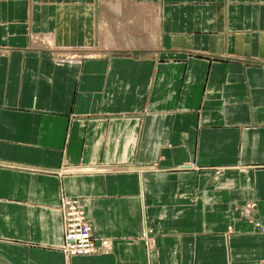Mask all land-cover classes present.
I'll list each match as a JSON object with an SVG mask.
<instances>
[{
    "label": "crops",
    "instance_id": "1",
    "mask_svg": "<svg viewBox=\"0 0 264 264\" xmlns=\"http://www.w3.org/2000/svg\"><path fill=\"white\" fill-rule=\"evenodd\" d=\"M0 264H264V0H0Z\"/></svg>",
    "mask_w": 264,
    "mask_h": 264
},
{
    "label": "built area",
    "instance_id": "2",
    "mask_svg": "<svg viewBox=\"0 0 264 264\" xmlns=\"http://www.w3.org/2000/svg\"><path fill=\"white\" fill-rule=\"evenodd\" d=\"M61 214L64 239L62 252L67 257L91 256L104 250L105 240L92 236L84 208L78 200L64 199L61 202Z\"/></svg>",
    "mask_w": 264,
    "mask_h": 264
},
{
    "label": "rangeland",
    "instance_id": "3",
    "mask_svg": "<svg viewBox=\"0 0 264 264\" xmlns=\"http://www.w3.org/2000/svg\"><path fill=\"white\" fill-rule=\"evenodd\" d=\"M64 199H68L67 197H65V198H63L62 200H61V202L64 200ZM78 200L81 204H82V201L81 200H79V199H76V198H73L72 200ZM60 211H61V203H60ZM87 219V218H86ZM91 226V225H90ZM91 230H92V228H91ZM92 236H94L93 235V233H92ZM63 242H64V239H63V241H62V244H63ZM101 251V250H100ZM100 251H98V252H100ZM61 252H62V245H61ZM97 252V253H98ZM63 253V252H62ZM64 254V253H63ZM65 255V254H64Z\"/></svg>",
    "mask_w": 264,
    "mask_h": 264
},
{
    "label": "bare ground",
    "instance_id": "4",
    "mask_svg": "<svg viewBox=\"0 0 264 264\" xmlns=\"http://www.w3.org/2000/svg\"><path fill=\"white\" fill-rule=\"evenodd\" d=\"M85 213V212H84ZM61 217H62V214H61ZM62 228H63V222H62Z\"/></svg>",
    "mask_w": 264,
    "mask_h": 264
}]
</instances>
